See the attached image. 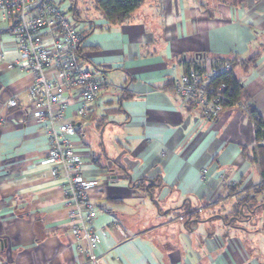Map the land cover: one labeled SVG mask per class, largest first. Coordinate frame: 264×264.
Returning a JSON list of instances; mask_svg holds the SVG:
<instances>
[{"label": "crops", "instance_id": "0c3cea01", "mask_svg": "<svg viewBox=\"0 0 264 264\" xmlns=\"http://www.w3.org/2000/svg\"><path fill=\"white\" fill-rule=\"evenodd\" d=\"M71 1L82 13V60L103 66L107 78L86 126L72 137L83 175L100 178L101 188L90 192L99 264H264L256 231L237 224L254 223L251 187L261 182L252 119L236 104L206 122L171 87L193 63L258 54L253 66L236 71L264 119V0L236 7L143 0L116 23L95 0L93 11L86 0L63 5ZM0 52V257L7 264H86L84 244L70 231L65 180L52 173L47 136L27 112L30 73L1 21ZM13 95L18 105L10 107ZM195 203H224V213L239 203L242 221L232 214L185 220ZM253 206L262 207L264 222V201Z\"/></svg>", "mask_w": 264, "mask_h": 264}, {"label": "built area", "instance_id": "2783aa9c", "mask_svg": "<svg viewBox=\"0 0 264 264\" xmlns=\"http://www.w3.org/2000/svg\"><path fill=\"white\" fill-rule=\"evenodd\" d=\"M66 8L55 0H0V21L10 25L19 52L17 62L30 73L25 89L27 112L47 136L46 162L52 173L65 180L70 231L77 246L84 244L81 249L86 264H99V237L92 226L98 205L90 192L101 188L100 178L83 175V158L75 150L72 137L86 126L107 78L103 66H85L79 25ZM229 69L228 62L192 64L173 79L172 90L185 106L197 109L204 121L213 122L224 111L230 94L215 76ZM74 104L77 106L67 115ZM7 105L17 106L18 95L9 98ZM8 261L0 257V264Z\"/></svg>", "mask_w": 264, "mask_h": 264}, {"label": "trees", "instance_id": "16d2710c", "mask_svg": "<svg viewBox=\"0 0 264 264\" xmlns=\"http://www.w3.org/2000/svg\"><path fill=\"white\" fill-rule=\"evenodd\" d=\"M142 1L143 0H95V7L101 11V13L108 22L116 23V22H123L125 19H127L130 13L133 10H135V8H137L142 3ZM243 2L244 0L218 1V3H224L234 7L240 5ZM68 11L71 14L72 18L78 23L82 36L83 34L82 27L79 23V19H80L79 17L82 15V13L74 6V3L72 1L69 4ZM257 57L258 54H254L249 56L245 60H238L236 58H232V59L214 58L211 61L213 64H217L218 62H228L230 64V69L228 71L219 73L218 75L215 76V80L224 83L226 87L230 89L229 98L225 102V108L236 104H243L246 113L254 123V135L257 141L258 153L260 155V159H258V161L260 165L259 173L261 179L259 185L261 187H259V189L256 190L255 193L254 192L253 193L264 194V144L261 143V140L264 138V119L258 113L256 108L249 103L248 96L246 95L242 81L239 78V75L237 74L236 71L237 66H239L242 70L246 71L249 67L255 64ZM251 160L257 161V157L253 155ZM194 209L195 208H193V206L185 208V214H184L185 220L188 221L192 220V216H194L197 213L196 209L195 210ZM237 211L240 213L239 208ZM195 218L197 219L198 217L195 216Z\"/></svg>", "mask_w": 264, "mask_h": 264}, {"label": "rangeland", "instance_id": "374dc122", "mask_svg": "<svg viewBox=\"0 0 264 264\" xmlns=\"http://www.w3.org/2000/svg\"><path fill=\"white\" fill-rule=\"evenodd\" d=\"M56 2H60L61 4L64 2V0H55ZM201 2H209V3H213V2H218L219 0H200ZM81 0H78L77 6L79 7L81 4ZM88 11H93L92 7H93V0H86L85 2ZM66 10L68 11V9L66 8ZM83 13H88L87 10H84ZM259 187H261L259 184L251 187V190L255 193L256 190L259 189ZM252 192V193H253ZM239 201L241 202L242 200L239 199ZM260 201H264V198L262 196H260V194H255V198L253 200V203H249V206H252L253 208V216H254V223L253 224H248L242 220H239L240 218H242V214H240L237 210H238V206L239 203H237L236 205H233L234 208L231 207L226 209V213H224L225 211V204L224 203H220L217 207H209L206 206V204L204 203H195V205H193V208L196 209L197 213L195 214V216H197L200 219H203L205 217H213V216H218L221 215L223 216V218H225V220L229 219L228 215L232 214L233 216L237 217V221H242L240 223L237 224H241L243 226H247L249 227L252 231L255 230L257 233V239L259 238V244H261L262 246H264V222H263V210L261 206H257L256 209L254 208V204L256 202H260ZM231 201L229 202L228 205H231ZM259 204V203H257ZM227 206V205H226ZM256 206V205H255ZM194 209V210H195ZM204 210V211H203ZM203 211V212H202ZM245 212L242 213H246L247 212V208H244ZM261 237V238H260ZM258 244V243H257ZM257 245L258 247L260 245ZM261 248V247H260Z\"/></svg>", "mask_w": 264, "mask_h": 264}]
</instances>
